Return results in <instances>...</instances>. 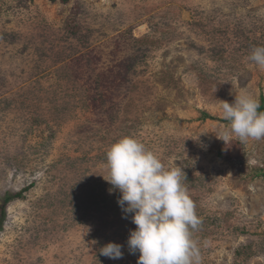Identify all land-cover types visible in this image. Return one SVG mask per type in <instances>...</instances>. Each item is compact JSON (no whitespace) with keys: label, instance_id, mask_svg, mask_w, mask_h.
I'll list each match as a JSON object with an SVG mask.
<instances>
[{"label":"rangeland","instance_id":"obj_1","mask_svg":"<svg viewBox=\"0 0 264 264\" xmlns=\"http://www.w3.org/2000/svg\"><path fill=\"white\" fill-rule=\"evenodd\" d=\"M262 99L264 0H0V264H264Z\"/></svg>","mask_w":264,"mask_h":264},{"label":"trees","instance_id":"obj_2","mask_svg":"<svg viewBox=\"0 0 264 264\" xmlns=\"http://www.w3.org/2000/svg\"><path fill=\"white\" fill-rule=\"evenodd\" d=\"M49 1L51 3L69 4L72 0H49ZM251 115L259 116V117H261L264 120V99L261 100V103L259 105L246 107L243 112L233 114L228 119H225V120L224 119H215V118H212L209 115L205 114L203 120H205V121L206 120H212V121L220 122L221 124L230 125V124L234 123L237 120H245V119L249 118ZM229 144L232 145L231 143H229ZM229 144L226 145V146L229 147L230 146ZM237 144H238V142H237ZM240 147H241V145H240ZM235 151L236 152H235L234 156L236 158H239L241 156L239 147ZM261 174H263V172ZM21 196H22V193L15 194V195H7L3 199V201L0 203V212H1V215H0L1 216V218H0V231L2 230L3 223H4V220L6 218L7 206L10 203H12L13 201H15L16 199L20 198ZM187 220H190L191 223H193V224H197V220H196V218L194 216H188ZM181 225L182 226L183 225L187 226V225H190V224H188L185 221L184 223L180 224L179 227H181ZM190 226H192V225H190Z\"/></svg>","mask_w":264,"mask_h":264}]
</instances>
